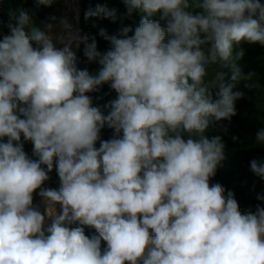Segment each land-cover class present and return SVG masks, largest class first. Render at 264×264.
<instances>
[{"label": "clouds", "instance_id": "clouds-1", "mask_svg": "<svg viewBox=\"0 0 264 264\" xmlns=\"http://www.w3.org/2000/svg\"><path fill=\"white\" fill-rule=\"evenodd\" d=\"M122 3L139 24L118 35L101 29L106 52L67 21L58 48L51 24L41 30L24 8L9 9L0 36V264H264V207L242 211L234 192L211 183L225 144L205 135L236 115L241 82L258 87L240 45L264 46V2ZM117 13L97 5L85 19L115 22ZM73 43L98 63L95 74L78 67ZM105 84L117 94L106 113L88 95ZM105 127L111 139H101ZM250 168L264 179V163ZM53 170L59 187H45Z\"/></svg>", "mask_w": 264, "mask_h": 264}, {"label": "trees", "instance_id": "trees-1", "mask_svg": "<svg viewBox=\"0 0 264 264\" xmlns=\"http://www.w3.org/2000/svg\"><path fill=\"white\" fill-rule=\"evenodd\" d=\"M264 2V0H262ZM81 13L79 17L80 32L91 38L95 37L97 48L100 52H106L111 44L99 35L101 29L106 30L109 35H118L123 26L135 28L139 24L140 14L134 13L131 18L126 17V8L122 0H81ZM97 5L109 9L118 10V18L115 22L103 17H91L85 19V12L89 8L95 9ZM53 4L50 7L37 6L34 0H2L0 2V36L9 34L7 27L9 23V9L24 8L32 16V20L45 19L50 13ZM35 9L34 12L31 10ZM121 17H124L121 19ZM158 19L159 17H155ZM163 24V22H161ZM240 47L244 49L245 55L240 61V65L245 72L256 74L255 83L258 85L254 89H246L241 82L236 90L245 93L244 97L235 102L236 115L230 120H222L211 125L205 135L209 138L220 136L225 144V160L218 168L215 177L211 183H220L226 190H231L235 194L238 203L248 202L257 199L258 195H264V179L256 176L250 168V162L255 159L264 163V144L256 142V133L264 129V46L259 43L249 44L242 42ZM84 45L81 43L78 57V67L87 69L95 74L99 70L98 63L89 62L84 56ZM92 98L93 106H100L105 113L107 109L103 108L110 100L116 98L114 90L105 84L98 92L88 93ZM113 137V131L105 127L101 132V139L108 140ZM235 137L236 139H233ZM6 140V138H5ZM99 147V142L97 143ZM24 150L33 157V146L31 142H24ZM50 180L45 182V187H59V177L55 170L50 174ZM41 198L34 196V204L37 205ZM95 234L92 229L89 236ZM102 250L106 248V242H102Z\"/></svg>", "mask_w": 264, "mask_h": 264}, {"label": "rangeland", "instance_id": "rangeland-1", "mask_svg": "<svg viewBox=\"0 0 264 264\" xmlns=\"http://www.w3.org/2000/svg\"><path fill=\"white\" fill-rule=\"evenodd\" d=\"M80 1L81 0H73L72 2L70 0H55L51 11L46 16V18H38L36 19V21L33 20V24L44 31H48L46 25L51 24L52 30L49 34L53 37L54 43H56V47L61 48L63 47V44L59 43L56 38L60 36H66L68 31L64 28L62 21H67V23L71 25V31L73 32L76 20L73 15V12L76 14L77 17H80ZM70 5H72V10L70 9ZM31 11L34 12L35 9H32ZM79 49L75 52L76 55L78 54ZM47 187L51 188L50 185H47ZM37 206H39L40 211H44V203L41 199L39 200ZM58 207L59 206H57V208Z\"/></svg>", "mask_w": 264, "mask_h": 264}, {"label": "built area", "instance_id": "built-area-1", "mask_svg": "<svg viewBox=\"0 0 264 264\" xmlns=\"http://www.w3.org/2000/svg\"><path fill=\"white\" fill-rule=\"evenodd\" d=\"M1 1L2 0H0V2ZM239 205H240V208H241L242 211H246V210H249V209L254 211L257 205H260L261 207H264V201H260L258 199H255V200H252V201L239 203ZM91 230H92L91 228H87L86 227L85 228L86 235H88Z\"/></svg>", "mask_w": 264, "mask_h": 264}, {"label": "water", "instance_id": "water-1", "mask_svg": "<svg viewBox=\"0 0 264 264\" xmlns=\"http://www.w3.org/2000/svg\"><path fill=\"white\" fill-rule=\"evenodd\" d=\"M71 2L73 1V0H70ZM73 15H74V17H75V31H76V34H78V35H81V32H80V23H79V17H77L76 16V14L73 12ZM81 45V44H80Z\"/></svg>", "mask_w": 264, "mask_h": 264}, {"label": "bare ground", "instance_id": "bare-ground-1", "mask_svg": "<svg viewBox=\"0 0 264 264\" xmlns=\"http://www.w3.org/2000/svg\"><path fill=\"white\" fill-rule=\"evenodd\" d=\"M70 7H71L70 9L72 10V5H70ZM73 33L76 34L75 28H74V30H73ZM79 47H80V45H79ZM79 47H76V44L73 43V45H72V50H73L74 52H76V51L79 49ZM49 223H50V221H49Z\"/></svg>", "mask_w": 264, "mask_h": 264}]
</instances>
